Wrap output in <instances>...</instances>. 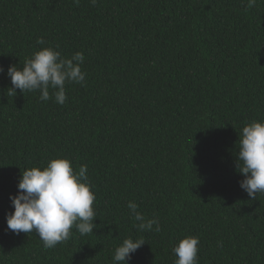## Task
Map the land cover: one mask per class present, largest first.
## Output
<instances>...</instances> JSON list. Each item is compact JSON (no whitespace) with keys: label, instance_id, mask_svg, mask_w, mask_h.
I'll use <instances>...</instances> for the list:
<instances>
[{"label":"trees","instance_id":"1","mask_svg":"<svg viewBox=\"0 0 264 264\" xmlns=\"http://www.w3.org/2000/svg\"><path fill=\"white\" fill-rule=\"evenodd\" d=\"M44 47L82 52L86 85L64 105L7 96L8 67ZM0 66V264H113L130 237L146 243L129 264H174L187 236L199 264H264V194L236 168L264 122V0H0ZM57 158L87 166L97 228L45 249L6 216L22 172ZM129 201L161 231H138Z\"/></svg>","mask_w":264,"mask_h":264},{"label":"clouds","instance_id":"2","mask_svg":"<svg viewBox=\"0 0 264 264\" xmlns=\"http://www.w3.org/2000/svg\"><path fill=\"white\" fill-rule=\"evenodd\" d=\"M93 4L97 0H91ZM256 0H248V7ZM44 45L40 38L36 42ZM85 57L82 52L63 58L60 51L53 47H44L27 59L22 69L11 65L7 76L11 85L7 96L21 92L41 93L40 99L64 105L67 101L66 85H86L87 73L82 70ZM5 69L0 66V74ZM51 90V92H50ZM237 172L244 179L240 187L252 199L264 194V122L253 121L246 124L239 135V147L236 153ZM87 166L73 168L69 158L51 160L46 167H32L22 172L18 183V194L10 196L14 212L7 214V230L15 234L35 233L45 249L55 248L68 240L75 228L80 235H89L97 228L95 223L96 196L93 185L87 176ZM130 215L137 222L140 232H160L158 219L146 218L134 201L127 203ZM143 238H126L115 248L113 264H129L133 254L145 245ZM199 238L187 236L172 249L174 264H199Z\"/></svg>","mask_w":264,"mask_h":264}]
</instances>
